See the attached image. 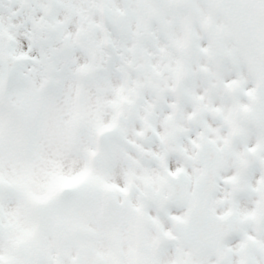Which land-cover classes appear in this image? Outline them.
<instances>
[{
    "label": "snow or ice",
    "instance_id": "1",
    "mask_svg": "<svg viewBox=\"0 0 264 264\" xmlns=\"http://www.w3.org/2000/svg\"><path fill=\"white\" fill-rule=\"evenodd\" d=\"M0 264H264V0H0Z\"/></svg>",
    "mask_w": 264,
    "mask_h": 264
}]
</instances>
